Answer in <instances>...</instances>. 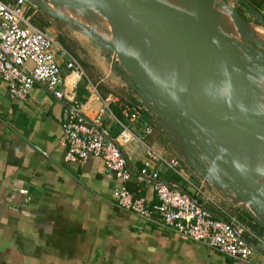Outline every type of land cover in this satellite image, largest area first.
<instances>
[{
    "label": "crops",
    "instance_id": "0c3cea01",
    "mask_svg": "<svg viewBox=\"0 0 264 264\" xmlns=\"http://www.w3.org/2000/svg\"><path fill=\"white\" fill-rule=\"evenodd\" d=\"M234 1L255 17V23L247 20V24L264 31L258 25L260 20L264 22V0ZM45 5L28 16L34 24L52 31L58 46L74 57L86 74L81 78L67 70L68 57L59 52L68 92L84 104L89 119L97 116L110 99L103 118L111 135L117 137L123 123L137 138L123 146L134 173L123 182L115 173L105 171L100 158L92 157L83 165L67 162L61 143L64 103L42 85L35 86L28 100H13L8 85L0 79V264H264L261 212L245 206V200L233 191L216 166L206 157L193 154L162 116L135 97L132 91L140 92L131 80L119 83L106 69L107 76H96L78 51L84 45L82 36L66 20L65 11L56 15L48 3ZM236 14L245 19L241 13ZM238 15L239 24L245 27ZM254 47L264 53L254 44L251 52L256 53ZM84 79L88 84L79 96ZM114 81L120 90L114 89ZM122 99L127 103L123 117H119L115 107L121 110ZM125 108L138 113L139 118L129 120ZM147 128L152 131L150 135ZM146 147L155 149L164 160L179 161L181 175L163 161L150 160ZM149 166L159 172L162 181L175 183L199 199L214 216L221 217L224 211L236 215L250 230L247 238L254 250L249 262L228 258L203 243L120 209L115 191L122 186L151 206L158 203L154 182L140 181L137 176V171Z\"/></svg>",
    "mask_w": 264,
    "mask_h": 264
},
{
    "label": "built area",
    "instance_id": "2783aa9c",
    "mask_svg": "<svg viewBox=\"0 0 264 264\" xmlns=\"http://www.w3.org/2000/svg\"><path fill=\"white\" fill-rule=\"evenodd\" d=\"M38 7L34 0H0V79L8 85L13 100H28L35 86L42 85L54 99L64 103L61 143L66 149L67 162L83 165L92 157L100 158L107 173L113 172L123 182L128 181L134 171L123 146L137 138L123 123H120V134L117 137L111 135L103 118L110 99H106L97 116L92 119L86 116L84 104L66 88L59 52L68 57L67 70L81 78L86 76L85 71L74 57L58 46L53 34L33 24L28 13ZM124 114L132 121L139 118V114L130 109L125 108ZM151 133L147 128L146 134ZM145 153L150 160L163 161L181 175L179 161L164 160L152 147H146ZM137 176L140 181L154 182L158 203L151 206L122 186L115 191L120 209L203 243L228 258L249 262L254 250L247 238L250 230L236 215L224 211L221 217L214 216L199 199L177 184L162 181L159 172L150 166L137 171ZM21 192L27 194L26 190Z\"/></svg>",
    "mask_w": 264,
    "mask_h": 264
},
{
    "label": "water",
    "instance_id": "95a60500",
    "mask_svg": "<svg viewBox=\"0 0 264 264\" xmlns=\"http://www.w3.org/2000/svg\"><path fill=\"white\" fill-rule=\"evenodd\" d=\"M84 1L94 5L112 3L122 10L124 16L116 26V38L124 33L127 38L140 41V32L147 30V36L144 39L145 46L142 47V57L127 53L119 40L116 41L117 45L110 46L109 50L112 49L117 54L122 68L123 66L128 67L130 64L134 65V67L129 66L128 68L141 87L136 86V89L144 101H146V97H149L155 103L157 100L169 102L180 114H184L202 134H206L217 144L228 158L225 164L210 153L202 139L196 137L190 123L185 125L180 116L183 122L177 124L156 106L161 112L159 115L169 123L171 129L180 135L183 142L187 145L189 141L194 143L220 172L229 175L228 178H225L229 184L233 182L239 187V191H236L232 186L233 191L255 207L257 211L264 214V192L253 176L256 163L264 162V107L258 104L255 96H248L240 91L239 85L242 82V77L238 68L233 63L224 65L218 60L215 53L217 49H222V46L218 47L207 42L200 24L196 22L197 13L194 0H184L188 3L190 16L195 24V32L190 36H193L192 40L198 46V52L209 62L212 70L228 74L235 79L237 88L231 90L229 94L225 93L221 84L203 82V80H200L203 84L196 85L193 89H177L173 86H178L177 78L173 73L174 67L177 70L184 69V82L195 84L198 80L192 76L193 69L189 56L178 44L180 39L184 43V40H188L189 37L183 35L178 39V36L168 33L161 10L155 0ZM35 2L39 6H46L43 2ZM239 18L247 23L241 16ZM73 22L86 28L83 22L76 19H73ZM87 34L96 38L89 32ZM96 41L100 44L97 38ZM225 52L231 60L235 59L231 52L227 50ZM250 62L252 63L253 59ZM205 92H212L219 99L214 103L205 95ZM217 105L224 106L221 112L216 109ZM236 134L242 137L241 140L239 142L231 141L229 137ZM239 158L245 160L244 163L241 162V166H244L243 176H239L234 168V164Z\"/></svg>",
    "mask_w": 264,
    "mask_h": 264
},
{
    "label": "rangeland",
    "instance_id": "374dc122",
    "mask_svg": "<svg viewBox=\"0 0 264 264\" xmlns=\"http://www.w3.org/2000/svg\"><path fill=\"white\" fill-rule=\"evenodd\" d=\"M35 1L48 4L50 2H54L57 6L63 8V10L65 11V15L67 16L66 20L69 22V24H71L72 28L78 31L82 36L81 43L83 42L84 45H82V47H80L79 45L80 48L78 49V51L82 55L85 64L87 66L93 67L91 70L96 73V76H107V74L109 73L110 77L113 78V80H117V82L119 83H122V81H124V83H128L131 80L136 86L141 88L132 73L128 71L124 66L122 68L117 54L112 51V49L109 50L108 46L113 47L109 40L113 32V26L111 23L113 16L103 25L98 26L93 24L95 22H102L104 18L100 15L98 16L95 14L96 12L93 9L96 5L87 3L84 0ZM155 2L158 7L170 11H161L163 20L168 28V33L170 35L178 36V39H180L183 35H187L189 39L192 40L193 36H190V34L195 32V24L190 16L188 3L184 0H155ZM194 3L197 13L196 22L197 24H200L201 31L204 33L207 42L218 47L222 46L224 50H227L233 54L235 59L232 60V63L238 68L239 73L242 77V82L239 86L249 96H255L258 104L264 107V53L257 47H254L256 53L251 52V46L253 44L264 49V31L261 29V27L253 29L251 25L244 23L240 19L242 21V24H244L246 27V29H244L245 27H242L239 24L236 13H241L246 20H253L251 21L252 23H255V17L251 15V12L247 8L234 0H232L231 3L230 0H194ZM171 12L173 14H171ZM68 14L80 20L81 18L73 14L79 15L84 18V20L88 22V27H86L87 32L94 35V37L97 38L100 44L97 43L96 38L94 39L90 37L84 31L85 29L83 27L76 25L68 17ZM61 29H59V31H62ZM122 34L125 36L124 33ZM107 36L108 39L107 41H105ZM146 36L147 30H143V40L146 38ZM125 41V49H127V40ZM101 45H103L104 47ZM182 48L185 54L189 56L191 64L214 71L212 70L209 62L198 52V46L195 43L184 40ZM215 54L218 60L224 65H226L224 56L228 60H231L225 51L223 56L220 49H217ZM249 58L250 61H252L253 59L252 63L250 61L248 62ZM104 69L107 70V74L104 73ZM228 77L233 78L230 75H228ZM114 84V89L120 90L117 89L120 87L118 83H116V81H114ZM132 93L136 98H139L138 100H140L147 109H150L153 112L155 111L158 114L161 113L159 111L160 109L171 121L177 124H181L183 122L182 119L184 120L185 125L190 123L196 137L198 139H202L204 143H206L210 153H212V155H214V157H216L217 159H220V161L224 164L226 163V161H228L226 154H224L218 148L217 144L206 134H202L200 130L193 123L189 122L184 114H180V112L172 104L162 100H157L155 103V101L150 99L149 97H146V101H144V99L136 91L134 92L133 90ZM180 116L182 117V119ZM237 141L239 142V139ZM188 146L189 148H191L193 154H197L199 157H206V159H208V157L191 141L188 142ZM209 163L213 164L210 161ZM257 163L264 173V165L261 163V161H258ZM212 166H215V164H213ZM222 174L223 176H225L224 178H226L227 176L229 177L227 173ZM258 179L255 180L256 183L261 184L262 180L264 179V175L260 176V180ZM231 184L236 191H239V187L236 184H234L233 182ZM240 199L242 200V198ZM243 202L245 206L248 207L249 205L248 208L255 209V207H253L247 201ZM261 214L264 217V214Z\"/></svg>",
    "mask_w": 264,
    "mask_h": 264
},
{
    "label": "bare ground",
    "instance_id": "6f19581e",
    "mask_svg": "<svg viewBox=\"0 0 264 264\" xmlns=\"http://www.w3.org/2000/svg\"><path fill=\"white\" fill-rule=\"evenodd\" d=\"M56 1H60V0H56ZM49 6V9L53 10V12L56 14V15H61L63 14L62 10L63 8L57 6L54 2H50L48 4ZM96 13V15H100L101 17H103L104 19L102 20V22L100 23H97L95 22L93 25H103L105 22H107L112 16V26H113V32H112V36L111 38H109L110 40V43L113 47H115L117 45V42L116 41H121V44H122V47L125 48L126 47V41L127 40V49H126V52L129 53V54H134V56H138V57H142L143 56V50H142V47H144V40H143V30L140 32V41H137V40H133V39H130V38H127L126 36H124L123 34H121L120 36H117L116 38V26L117 24L119 23V21L121 20V18L124 16L122 10L115 4H112V3H107V4H96V6H94V9H93ZM161 11H164V12H168V11H165V10H162L160 9ZM173 14V13H171ZM75 16H78L80 19L76 18V17H73V19H76L80 22H83L86 27L87 26V21L84 20V18H82L81 16L79 15H76V14H73ZM72 19V21H73ZM80 26V25H79ZM84 28V27H83ZM107 35V34H105ZM104 35V36H105ZM108 39V36L106 37V40L107 41ZM188 40L192 43L193 40L189 39ZM108 46V45H106ZM179 46L182 47V43H181V40L179 42ZM110 47V46H108ZM183 50V48H182ZM184 51V50H183ZM220 51L222 52L223 56H224V49H220ZM225 60H226V65H229L232 63V60H228L225 56H224ZM191 67L193 69V72H192V76L198 80L197 83L195 84H190L189 82H184L185 80L183 79V76H184V69H179L177 70L176 67H174V70H173V73H174V76L177 78V83H178V86H175L173 85L174 87H176L177 89L179 88H189V89H193L197 86H200V84H203L201 83L200 80H203L204 81H208V82H213V83H216V84H221L223 87H224V91L226 94H229L231 90H236L237 88V84H236V81L234 78H229L228 77V74H222V73H219V72H216V71H211L210 69H205V68H201V67H198V66H195L193 64H191ZM130 67H134L133 64H130L129 65ZM128 66V67H129ZM127 66L125 67L128 71L129 68ZM131 72V71H130ZM132 73V72H131ZM133 75V74H132ZM225 75V76H224ZM134 76V75H133ZM169 85V84H168ZM239 89L242 93L248 95L246 92H244V90L239 86ZM205 95L212 101V102H216L219 97L215 96L212 94V92H205ZM249 96V95H248ZM238 106H240L238 104ZM224 106L223 105H217L216 106V109L221 112L223 110ZM241 136L236 134L234 136H230L229 139L233 142H238L237 140L239 139V141L241 140ZM245 160L243 158H239L238 161L236 160L235 164H234V168L235 170H237V174L239 176H243V173H242V169L244 166H241V162L244 163ZM261 163L264 165V162L261 161ZM260 163V164H261ZM261 175H264V173L262 172L261 168L258 166V163H256L255 167H254V172H253V176L254 178L260 180V176ZM261 190L264 192V179L262 180L261 184H259Z\"/></svg>",
    "mask_w": 264,
    "mask_h": 264
},
{
    "label": "trees",
    "instance_id": "16d2710c",
    "mask_svg": "<svg viewBox=\"0 0 264 264\" xmlns=\"http://www.w3.org/2000/svg\"><path fill=\"white\" fill-rule=\"evenodd\" d=\"M3 1H8V2H10V1H15V0H3ZM68 17L72 20L73 19V17L74 16H72V15H69L68 14ZM247 21V20H246ZM34 24V23H33ZM35 26H37L38 28H40V29H42V30H44V31H46V29L45 28H42V26L40 25V24H34ZM40 25V26H39ZM258 25H261L263 28H264V23H262V22H258ZM84 29H87V28H84ZM51 33V32H50ZM54 35V34H53ZM88 84V80L87 79H84V82H83V84L78 88V95L79 96H81V95H83L84 93H85V91H84V87L86 86ZM121 101H123L124 103V105H123V107L121 108V110H118L117 111V107H115V109H116V112H117V114L119 115V117H123V114H122V112H123V108L126 106V103H127V101L125 102L123 99L121 100ZM134 109V108H133Z\"/></svg>",
    "mask_w": 264,
    "mask_h": 264
}]
</instances>
